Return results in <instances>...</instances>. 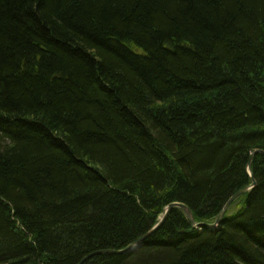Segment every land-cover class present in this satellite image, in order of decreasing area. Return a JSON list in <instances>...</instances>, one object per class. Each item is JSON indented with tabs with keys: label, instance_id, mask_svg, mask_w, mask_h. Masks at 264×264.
<instances>
[{
	"label": "trees",
	"instance_id": "1",
	"mask_svg": "<svg viewBox=\"0 0 264 264\" xmlns=\"http://www.w3.org/2000/svg\"><path fill=\"white\" fill-rule=\"evenodd\" d=\"M256 150L264 0H0V264H264L261 154L94 254Z\"/></svg>",
	"mask_w": 264,
	"mask_h": 264
},
{
	"label": "water",
	"instance_id": "2",
	"mask_svg": "<svg viewBox=\"0 0 264 264\" xmlns=\"http://www.w3.org/2000/svg\"><path fill=\"white\" fill-rule=\"evenodd\" d=\"M257 154H262L264 155V151L261 150H256L254 153L251 154L250 156V161L248 164V173L250 175V178L252 180V183L245 187L244 189L238 191L237 193H235L229 200L228 202L225 204V206L223 207L222 211L220 212V214L218 215L216 221L212 224H207V223H197L194 219L193 216V212L190 208H188L186 205L181 204V203H173L171 205H169L166 209H165V214L163 216V218L161 219L160 223L158 225H156L155 227H153L146 235H144L143 237H141L140 239H138L136 242H134L133 244L129 245L127 248L123 249V250H103L100 251L98 254H125L128 252H132L135 251L139 246L142 245V243L145 241V239H147L150 235H152L155 231H157L162 225L163 223L166 221V219L168 218L169 214L171 213L172 209L174 208H179L181 209L186 218L188 219V221L192 224V226L195 229L198 228H202V227H208V228H217L219 226V224L221 223V221L223 220L227 210L229 209V207L231 206V204L237 200L239 197H241L242 195H244L245 193L249 192L250 190H252L256 185L257 182L252 174L251 171V161L254 158V156H256Z\"/></svg>",
	"mask_w": 264,
	"mask_h": 264
},
{
	"label": "bare ground",
	"instance_id": "3",
	"mask_svg": "<svg viewBox=\"0 0 264 264\" xmlns=\"http://www.w3.org/2000/svg\"><path fill=\"white\" fill-rule=\"evenodd\" d=\"M261 155H262V154H261ZM164 214H165V213H164ZM164 214L162 215L161 219L163 218ZM161 219H160V221H161ZM160 221H159L156 225H158V224L160 223ZM156 225H155V226H156ZM155 226H154V227H155ZM150 236H151V235H150ZM150 236H149V237H150ZM145 240H146V239H145ZM98 253H99V252L94 253V254H98ZM129 253H130V252H129ZM94 254H92V255H94ZM92 255H90V256H92ZM84 261H85V260H84ZM84 261H82V262H84Z\"/></svg>",
	"mask_w": 264,
	"mask_h": 264
},
{
	"label": "rangeland",
	"instance_id": "4",
	"mask_svg": "<svg viewBox=\"0 0 264 264\" xmlns=\"http://www.w3.org/2000/svg\"><path fill=\"white\" fill-rule=\"evenodd\" d=\"M165 213V212H164Z\"/></svg>",
	"mask_w": 264,
	"mask_h": 264
}]
</instances>
